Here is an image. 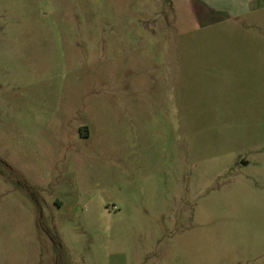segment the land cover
<instances>
[{
  "label": "rangeland",
  "instance_id": "374dc122",
  "mask_svg": "<svg viewBox=\"0 0 264 264\" xmlns=\"http://www.w3.org/2000/svg\"><path fill=\"white\" fill-rule=\"evenodd\" d=\"M203 4L0 0V264H264V0Z\"/></svg>",
  "mask_w": 264,
  "mask_h": 264
},
{
  "label": "crops",
  "instance_id": "0c3cea01",
  "mask_svg": "<svg viewBox=\"0 0 264 264\" xmlns=\"http://www.w3.org/2000/svg\"><path fill=\"white\" fill-rule=\"evenodd\" d=\"M254 0H204L203 4L208 9L214 10H222L223 12H242L248 10L252 5ZM232 4H231V3Z\"/></svg>",
  "mask_w": 264,
  "mask_h": 264
}]
</instances>
